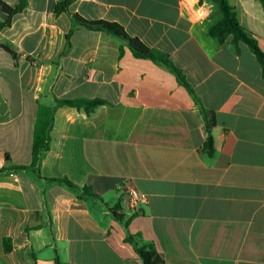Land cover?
I'll return each instance as SVG.
<instances>
[{
	"label": "crops",
	"instance_id": "obj_1",
	"mask_svg": "<svg viewBox=\"0 0 264 264\" xmlns=\"http://www.w3.org/2000/svg\"><path fill=\"white\" fill-rule=\"evenodd\" d=\"M60 1L28 0L0 30V44L17 52L14 60L0 47V170L31 165L39 105L56 106L54 97L108 104L90 114L57 106L39 170L0 171V264H144L128 235L153 244L165 264H264V76L246 44L235 51L232 36L208 34L222 17L217 3L70 6L166 53L196 99L166 67L126 46L120 55L122 41L103 32L77 27L66 50L72 23L55 13ZM228 1L264 52L260 0ZM6 18L0 7V23ZM201 107L215 120L213 155ZM61 177L98 198L48 180ZM121 186L148 204L131 215Z\"/></svg>",
	"mask_w": 264,
	"mask_h": 264
},
{
	"label": "trees",
	"instance_id": "obj_2",
	"mask_svg": "<svg viewBox=\"0 0 264 264\" xmlns=\"http://www.w3.org/2000/svg\"><path fill=\"white\" fill-rule=\"evenodd\" d=\"M75 0H62L57 3L55 7V13L60 15L62 13H67L70 17L72 26L70 31L65 35L66 45L65 49H69L71 47V37L74 30L77 27L87 29L89 31L94 32H103L108 36L118 38L122 41V46L120 47V55L123 54L124 47H128L134 54L135 57L141 59H149L152 62L164 66L169 69L177 78L180 85H182L190 94L195 96L194 90L191 85L187 82L183 72L174 65V63L170 60L169 56L155 48H150L145 45L140 39L136 37L130 36L124 27L116 22H110L107 20H88L79 15L78 13H73L70 11V6ZM219 6L220 12L222 14L221 19L212 25L208 34L216 39L219 42H224L229 36H232V47L235 51H238V44L244 43L256 56L264 76V52L260 48L258 40L249 33L246 29H244L238 19L237 14L229 3L228 0H214ZM262 5L264 6V0H260ZM28 5V0H19V2L15 6H11L0 0V7L4 14H6L7 18L3 23H0V30L4 27H9L12 22V18L23 12ZM0 47L8 52L14 60H17V52L14 51L10 46L6 44H0ZM54 101L56 106L50 107L45 105H39L35 128H34V137H33V148H32V163L29 166H8L4 167L0 171H6L9 169H35L39 170L41 155L43 152L47 151L50 147L51 140V130L54 122V114L57 106L68 105L71 107H75L77 109H83L87 114H90L99 106L107 105V101L101 98L95 99H59L54 97ZM202 115L206 121L207 128V140L205 144V150L209 155H213L214 153V139L212 135V129L215 125V120L210 113L204 107H201ZM9 160V159H8ZM50 182H56L62 184L72 190H81L84 193L88 192L90 196L97 197L95 193H93L88 187L80 188L75 185L68 177L61 178H51L48 179ZM115 217L118 220H123V217L117 214L115 210H113ZM129 220L126 222V224ZM29 231V228H27ZM126 242H129L134 245L135 250L144 264H165L164 259L160 253L156 250L153 244H140L138 235H128L125 239ZM13 249L12 239L5 238L4 239V250L6 253H10ZM55 264H63L59 257L55 258Z\"/></svg>",
	"mask_w": 264,
	"mask_h": 264
},
{
	"label": "built area",
	"instance_id": "obj_3",
	"mask_svg": "<svg viewBox=\"0 0 264 264\" xmlns=\"http://www.w3.org/2000/svg\"><path fill=\"white\" fill-rule=\"evenodd\" d=\"M121 190L127 192V207L131 215L140 212L141 208L148 204L147 195L135 190H128L125 186H121Z\"/></svg>",
	"mask_w": 264,
	"mask_h": 264
}]
</instances>
